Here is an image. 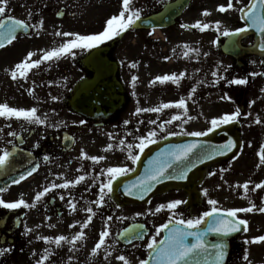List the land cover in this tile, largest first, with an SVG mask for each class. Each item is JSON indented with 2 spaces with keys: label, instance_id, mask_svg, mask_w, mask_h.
I'll return each instance as SVG.
<instances>
[{
  "label": "flooded vegetation",
  "instance_id": "flooded-vegetation-1",
  "mask_svg": "<svg viewBox=\"0 0 264 264\" xmlns=\"http://www.w3.org/2000/svg\"><path fill=\"white\" fill-rule=\"evenodd\" d=\"M227 3L228 0H133V8L140 10L141 20L120 37L132 35L134 42L128 45L119 42L116 46L112 40L91 50L75 49L73 53L59 59L42 62L38 68L29 71L27 79L18 77L13 80L10 72L17 63L26 58L28 52L35 54L34 60L39 59L44 51L59 47L67 40L63 41L65 37L55 35L60 31L57 22L63 19H73V21L79 19L77 11L83 10L84 13L91 11L94 16L98 15L101 9H103L102 15L106 14L107 9L114 10L110 15L118 14L121 10V0H8L7 15L23 19L30 24H38L40 20L44 23L42 29H39V35L35 34L37 29L19 30L17 40L0 49V103H7L13 107L16 101L20 105L16 106L17 108L36 107L38 115L42 118L46 117V123L35 125L15 118H0V154L5 149L12 153L6 168L0 169V180H9L13 177L15 168L23 170L26 177L19 184H6L4 187L8 190L0 195L7 202L22 197L29 204L36 205L34 208L16 210L0 208V250L9 249L0 255V263L37 264L45 249H48L49 259L45 264H123L117 259L120 255H124L130 264H139L140 260H146L148 257L150 250L147 248V243L156 234V229L168 223L172 215L166 207L156 213L157 206L167 205L173 200H181L185 203L175 210L177 218H198L202 215L205 211L202 207L204 203L202 185L209 168L205 170L204 179L192 190L196 195L195 200L180 190L154 197L147 203L140 202L135 195L134 198H117L115 189L118 195H124V185L133 182L130 179L133 176L135 178L138 173V162L132 164L127 159V149L122 150L119 142L123 139L126 144L138 143L136 137L144 136L150 131L140 123L141 113L135 114V109L141 107L145 99L150 101V105L156 101L151 96L146 98L147 94L144 96L142 89L144 88L148 93L157 92L158 82L154 85L151 83L156 77L152 72L157 66L161 67V62H158V55L154 50L166 52V49L161 47L162 43H165L164 46L174 48L176 55L179 56L178 60L181 61H188V57L183 55L187 51L183 45L187 44L191 49H199L198 55L196 52H189L197 56L195 60L199 65V59H202V63L204 59L205 36H213L218 53L230 60L235 69L233 79H246L248 83H252L257 76L264 78V75H261L264 74V52L260 48H255L257 42L264 41V37L256 30L233 37L232 40L237 43L235 46L226 47L228 55H225L222 49L228 37L220 35L214 27L205 32L190 27L197 20L213 25L216 21H220L222 30L224 28L234 30L244 26L246 21L240 19L242 13L238 9L248 5L250 0H240L239 4L233 0V10L226 13L217 11L218 6H226ZM204 10H208L211 15L202 16ZM29 11L32 13L31 19L28 17ZM148 19L152 21H145ZM182 24L189 27L182 28ZM103 28L98 31H102ZM183 36L196 37V40L184 42ZM52 41L53 44H50L49 42ZM107 47L110 49L106 57L116 67L115 79L123 103L116 112L106 117L81 116L71 110L69 101L78 86L92 79L94 75L84 65L86 57L94 50ZM160 57L166 61L165 53ZM175 63L174 59L168 64L172 66ZM133 64L136 66L132 67ZM177 66L180 64L178 63ZM145 67L151 69L146 70ZM199 68H204V65L201 64ZM147 71L151 72L150 80L147 86L143 87L142 78L146 80ZM133 76L138 78L135 87L132 83ZM30 89L31 95H29ZM53 97L57 99L53 100ZM198 110L199 107L194 111ZM80 121L84 123L81 124ZM125 121L128 123L125 124ZM182 136L187 135L167 138ZM163 139L165 138H157V142ZM109 144L113 145L112 149L105 151ZM82 150L89 156H104L105 159L93 163L81 156ZM133 152L139 154L138 149L134 148ZM14 158L17 159L18 166H15ZM115 166H127L134 168L135 171L114 181L113 192L110 197H105L103 206L98 208L93 201L99 198L100 183L107 179L106 174L101 170ZM33 167L37 170L31 176H27L28 171ZM79 175L86 177L79 185L71 186L69 189L57 188L40 201H35V194L44 187L52 183L60 184L66 180H75ZM115 185L118 186L115 188ZM61 195L64 196L63 200L60 199ZM164 196H169L170 201H164ZM69 200L76 204V211L70 209ZM87 207H92L96 215L89 227L84 229V239L77 241L75 247L67 241L57 247L54 243H45L43 239H38L44 236H51L54 239L58 235H64L70 240L81 230L80 224L86 221L89 215L85 211ZM137 213L141 215L138 216ZM108 216H112L113 219L107 221ZM124 217L127 219H118ZM106 223L110 236L106 238L105 246L93 256L91 251ZM73 224L75 227H70ZM139 224L144 225L142 239L137 238L129 243L118 236L124 229H131ZM29 228L32 231L26 232ZM136 231L141 230L137 228ZM162 236L163 231L156 237L157 240L159 241ZM238 246L236 240L229 241L231 249L229 260Z\"/></svg>",
  "mask_w": 264,
  "mask_h": 264
},
{
  "label": "snow or ice",
  "instance_id": "snow-or-ice-1",
  "mask_svg": "<svg viewBox=\"0 0 264 264\" xmlns=\"http://www.w3.org/2000/svg\"><path fill=\"white\" fill-rule=\"evenodd\" d=\"M236 3L239 4L240 0H236ZM8 6V0H0V49L6 47V45H11L15 40H17V33L19 30H29L37 29L36 35H39V29L43 27V20H40L38 24H30L29 22L18 19L12 15H7L6 10ZM234 9L233 0H228L227 5H220L217 8V11L220 13H226L229 10ZM242 13L240 19L246 21L244 26L238 27L234 30H229L221 28V22L216 21L215 24L208 22H202L197 20L190 25L192 29H197L200 32H205L211 28H215V31L220 33V35L225 37H239L242 34L249 32L250 30H256L258 33L264 37V0H250L248 5H244L238 9ZM59 14V13H58ZM211 15L208 10L202 12V16L207 17ZM32 13L29 11L28 17L31 19ZM141 20L140 10L133 8V0H121V10L118 14L111 15L105 22V26L102 31L98 33L91 34H80L72 32H61L57 31L56 36L67 37L68 39L63 42L59 47L53 48L49 51H44L43 55L39 59H33L35 55L33 52H28L24 60L17 63L14 66V69L10 72V76L13 80L19 78L27 79L28 73L34 68H38L42 62L51 61L53 59H59L62 56H65L69 53H73L75 49L81 50H91L99 48L101 45H104L107 41L112 40L116 36H120L122 33L126 32L132 28L138 21ZM182 28H187L189 25H181ZM216 43V41H213ZM236 41H230V46H235ZM187 51L183 53L185 57L189 56V52H196L199 54V49H191L189 45H183ZM259 48L264 52V41L259 44ZM207 55V53H205ZM165 59H168L165 57ZM136 65L133 64L132 67ZM185 73L181 72L177 74H164L156 76L151 83L154 85L157 82L163 85L167 82H171L174 85H179L181 80L185 77ZM255 75V74H254ZM264 75V74H261ZM213 77H217L218 73L216 71L212 72ZM138 78L133 76L132 83L135 87V82ZM218 82V81H214ZM246 79H233L232 84L235 85H244L247 84ZM264 91V89H262ZM196 92V88L193 87L190 89L188 99L192 98V94ZM32 94V90H29V95ZM135 95V93H133ZM224 97H222L223 99ZM57 97H53V100ZM175 108L181 110V114H174L170 119L159 123L158 130L159 132H166V125H171L174 121H181L187 123L192 120L193 117L188 115V105L184 97H181L178 101L161 103L156 107H137L135 109V114L140 113H161L165 109ZM241 116L240 109L237 108L235 112L229 114L225 113L219 117L212 118L210 120V127L206 131H191V132H176V131H167V136H177V135H187L191 137H206L209 133L215 131L222 125H228L233 122H238ZM186 117V119H184ZM0 118L23 120L29 124L35 125H44L46 123V117L42 118L38 115V109L32 107L30 109L11 107L7 103H0ZM81 124L84 121H80ZM128 121H125L127 124ZM143 123V121H140ZM151 125H157V120L152 119L148 121ZM256 124L262 123L259 116L255 119ZM9 135H15V133H9ZM158 131L152 129L147 132L146 135L136 137L138 143H125V140H120V146L122 150L127 149V159H129L132 164H136L141 159V154L144 153L145 149L150 145L157 143ZM164 137V138H167ZM236 142L233 140H228L227 143L219 146L213 147L210 151H201L197 153V149H201L202 146L198 143H189L183 145H173L166 150H162L157 154L153 160L149 161V167L145 169V173L139 176L135 181L124 185V193L129 196H137L138 199H144L145 194H147L151 189L154 183L159 182L162 179H177L184 180L188 178V173L195 167L197 161L204 162L205 160L212 159L214 155H224L225 152L231 151L236 147ZM113 145H107L105 151L112 149ZM138 149L139 154L133 152V149ZM196 155L194 160L192 157ZM12 153L8 150H3L0 154V169L6 168L9 163ZM81 156L88 160H91L93 163H99L104 160V156H89L83 150L81 151ZM259 158V164L264 165V144L260 145L257 152ZM47 159V157H45ZM173 165H178L176 169H173ZM179 165H182L180 167ZM169 169H173L176 173L175 175L169 173ZM36 167H33L28 171L27 176H31L35 171ZM79 171V170H78ZM102 173L106 174L107 179L104 182H101L99 185V198L93 203L99 208L102 207L105 201V197L109 196L113 192L114 181L118 180L122 176H126L131 172H134V168L127 166H115L107 167L106 170H101ZM224 171V170H222ZM215 175V173H212ZM26 177L24 174H21L18 179L12 181L13 184H19ZM85 175H79L75 180H66L64 183H52L48 187H44L42 191H39L35 194V201H40L45 197L49 192L59 188V189H69L71 186L79 185L81 182L85 181ZM98 179V177H97ZM249 184L250 182H244L242 185L238 184L235 187H240L243 189L245 196L249 193ZM257 189H264V182L256 183L251 191H256ZM7 187L0 188V194L6 192ZM203 193L205 196L208 195V190L204 189ZM60 199L63 200L64 196L61 195ZM185 203L181 200H173L167 205L160 204L156 207L155 212L159 213L165 207L172 213L168 223L160 225L156 229V234L152 236L150 241L147 243V248L151 250L149 252V259L140 260L139 264H223L225 257V250L227 244L225 242L212 241L209 242L206 237L209 234H217L221 236H229L232 233H237L241 231V226H243V231H248V221L246 219L238 218V213H251L254 210H258L261 213H264V207L256 208L255 204H251L249 207L243 208H232V209H222L218 207V201L216 199H208L207 203L211 206L209 211H204L202 215L198 218H177L175 210L179 205ZM68 205L72 211H76L77 206L72 201H68ZM35 203L29 204L22 197L13 201L7 202L0 195V208L8 210H16L20 208H34ZM89 215L87 216L86 221L80 224V231L69 240L68 237L64 235H58L54 239L51 236L38 237V239H43L45 243H54L57 247L61 246L62 242L67 241L75 247L77 241L84 239L85 232L84 229L89 227V224L92 222L93 217L96 213L93 211L92 207H87L85 209ZM137 215H141L137 213ZM112 216L106 218L107 221H111ZM118 219H127L118 218ZM79 223V222H77ZM172 225L170 228L169 226ZM201 225H204V228L201 229ZM52 227V225H49ZM70 227H75V224L70 225ZM140 229V232H137L136 229ZM144 225L139 224L134 228H126L123 232L119 233L118 236L124 238L129 243L137 238L142 239L144 232ZM32 229H26V232H31ZM162 231H167V235L163 240H157V236L160 235ZM110 236V231L108 230L107 223L104 226V230L99 233L98 242L93 247L91 254L93 256L97 255L98 251L105 246L106 238ZM189 238H192L191 240ZM249 243V241H245ZM251 243H264V235L254 237ZM9 249L0 250V255H3ZM111 255V253H108ZM107 259V256L105 257ZM49 259L48 249H45L42 257L37 261V264H45V261ZM71 259V257H70ZM118 260L122 261L123 264H130L129 260L124 256L120 255L117 257ZM245 260H248V256H244Z\"/></svg>",
  "mask_w": 264,
  "mask_h": 264
},
{
  "label": "rangeland",
  "instance_id": "rangeland-1",
  "mask_svg": "<svg viewBox=\"0 0 264 264\" xmlns=\"http://www.w3.org/2000/svg\"><path fill=\"white\" fill-rule=\"evenodd\" d=\"M84 11H77L79 19L74 21L73 19H63L57 22V27L61 32L98 33V30L105 26V21L114 10L107 9L106 14L102 15L103 9H101L98 12L99 16H94L91 11H86L85 13ZM91 17H94V19ZM66 39L68 38L65 37L63 41ZM182 39L184 42H189L194 41L193 39L196 40V37L183 36ZM112 40L116 46L119 42H124L128 45L134 42V36H116ZM112 40L107 41V43ZM213 41V36H205L204 59L203 63L202 59H199V65L197 60H195L197 56H193V54H189L188 61L178 60L179 56L176 55L175 49L164 46L165 43H162L161 47L166 49V52L162 51L168 58L166 61L160 57L163 54L160 50H154V53L158 55V62H161V64L158 63L161 67L157 66L153 70V76L164 74L179 75L181 72L186 75L178 86L171 82L163 85L158 82L157 94L148 93L143 88L142 93H144V96L147 94L146 98L151 96L156 101L150 105V101L145 99L141 107H156L161 103L178 101L181 97H184L188 105V115L192 116L193 119L187 123H183V120H181L174 121L171 125H166L167 131L176 132L206 131L210 127L212 118L219 117L225 113L231 114L239 108L241 112L239 135L242 145L235 159L208 169L207 177L202 185V190L207 189L208 195H203L204 203L202 207L205 211H209L211 206L208 205L207 200L216 199L218 201L217 206L222 209L249 207L251 204H255L258 209L259 207H264V189H257L256 191H251V189L256 183L264 182V165L257 167L259 164L257 152L260 145L264 144V91H262L264 89V78L257 76L252 83L247 82L244 85L232 84L231 81L233 80L232 76L235 69L230 60L218 53ZM49 43L53 44V41ZM167 52L171 56H168ZM116 54H118L117 47ZM174 59L176 63L172 66L169 65L168 63ZM178 63L180 66H177ZM201 64L204 65V68L200 69L199 66ZM145 69L151 68L145 67ZM213 71L218 73L217 77L212 76ZM150 75L151 72L147 71L146 80L142 78L143 87L147 86ZM214 81L218 82L214 83ZM193 87L196 88V92L192 94L191 99H188L190 89ZM198 93H200L199 96ZM153 94H156V96ZM222 97L224 98L222 99ZM16 106L20 105L14 101L13 107ZM197 107L200 110L194 111ZM174 114H181V110L172 108L165 109L161 113H141V121H143L142 124L146 129H156L158 131L157 138L160 139L167 136V131L159 132L158 124L170 119ZM257 116L260 117L262 123H255ZM152 119L157 120V125L148 123ZM212 173H215V175H212ZM244 182H250L247 196H245L242 188L235 187L238 184L242 185ZM163 198H165L164 201L169 200V196H164ZM237 215L238 218L248 221V231L237 239L240 248L237 253L232 254L229 264H264V243H251L254 237L264 235V213L254 210L251 213H238ZM245 241H249V243H245ZM245 255L248 256V260L244 259Z\"/></svg>",
  "mask_w": 264,
  "mask_h": 264
},
{
  "label": "water",
  "instance_id": "water-1",
  "mask_svg": "<svg viewBox=\"0 0 264 264\" xmlns=\"http://www.w3.org/2000/svg\"><path fill=\"white\" fill-rule=\"evenodd\" d=\"M230 45V41L226 43V46ZM257 47V45H256ZM255 47V48H256ZM224 53L227 51L223 48ZM108 51L107 49L98 50L92 52L85 60L84 65L89 68L94 73L92 80L84 82L75 91L74 96L70 101V105L74 111L82 114L86 117H96V116H107L116 109L119 108L121 104V97L119 96V87L115 81V67L113 64L109 63L106 58L103 57ZM238 123L233 122L225 127H222L205 138L197 139H181L177 141L166 140L163 143L155 146L148 154H146L139 162V169H141V175L145 173V169L149 167V161L153 160L162 150L168 149L173 145H183L189 143H198L202 146L201 149H197V153L201 151H210L213 147L223 145L227 143L228 140H233L236 142V147L231 151L225 152L224 155H214L212 159L205 160L204 162L196 163L195 167L188 173V178L184 180L177 179H162L159 182L153 184L152 189L145 194L144 199H141L142 203L147 202V200L153 195L160 194L161 192H166L172 188H181L186 192L190 190L197 184V182L202 177L201 169L207 167L215 162L221 160H227L233 157L239 148V137L237 134ZM196 159L194 154L192 157ZM17 159H13L15 166L17 165ZM182 167V165H179ZM178 165H173V169H176ZM15 168L14 175L9 180H0V187L6 186V184H13L12 181L18 179L21 172L17 171ZM173 169H169V173L175 175L176 173ZM133 179V178H131ZM130 179V180H131ZM132 181V180H131ZM118 185H116L117 187ZM115 187V188H116ZM115 196L117 198H127L126 195H118L115 189ZM122 198V199H123ZM204 228V227H203ZM243 232V226H241V231L237 233H232L229 236H221L217 234H209L206 239H215L217 242H225L229 238H233ZM167 234H165L164 238ZM190 240L192 238H189ZM210 242V241H209ZM228 254V247L225 250V257L223 264H225L226 256ZM149 259V258H148Z\"/></svg>",
  "mask_w": 264,
  "mask_h": 264
}]
</instances>
